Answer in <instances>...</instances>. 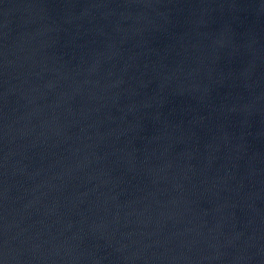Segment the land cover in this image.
<instances>
[{
	"label": "water",
	"instance_id": "water-1",
	"mask_svg": "<svg viewBox=\"0 0 264 264\" xmlns=\"http://www.w3.org/2000/svg\"><path fill=\"white\" fill-rule=\"evenodd\" d=\"M0 264H264V0H0Z\"/></svg>",
	"mask_w": 264,
	"mask_h": 264
}]
</instances>
